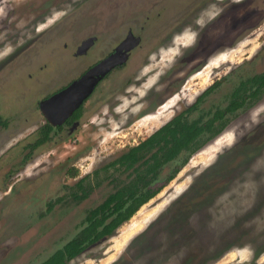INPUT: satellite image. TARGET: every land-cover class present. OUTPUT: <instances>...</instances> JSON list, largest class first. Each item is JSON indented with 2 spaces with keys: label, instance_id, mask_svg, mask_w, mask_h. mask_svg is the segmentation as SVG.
I'll list each match as a JSON object with an SVG mask.
<instances>
[{
  "label": "rangeland",
  "instance_id": "obj_1",
  "mask_svg": "<svg viewBox=\"0 0 264 264\" xmlns=\"http://www.w3.org/2000/svg\"><path fill=\"white\" fill-rule=\"evenodd\" d=\"M151 3L0 0V264H41L77 234L117 179L128 181L129 171L104 166L215 81L189 120L210 118L241 81L264 72V0H170L161 17L158 8L146 12ZM128 29L134 47L83 101L76 126L31 145L36 125L49 123L37 109V95L49 89L41 92L40 83L79 78ZM247 104L198 152L221 136L228 142L204 159L190 156L111 236L67 264H264V97ZM177 163L153 186L164 185ZM85 177L87 197L76 200L75 182Z\"/></svg>",
  "mask_w": 264,
  "mask_h": 264
},
{
  "label": "trees",
  "instance_id": "obj_2",
  "mask_svg": "<svg viewBox=\"0 0 264 264\" xmlns=\"http://www.w3.org/2000/svg\"><path fill=\"white\" fill-rule=\"evenodd\" d=\"M219 84L220 81H215L191 106L175 115L144 140L128 147L125 153L101 169V171H107L112 167L121 168L125 172L129 171L128 181L117 179L116 189L102 203L88 211L77 234L41 264H67L90 245L111 236L120 225L128 221L142 205L156 196L166 183L176 176L190 156L224 130L229 121V115L236 114L238 110L248 106L247 103L251 105L264 97V72H262L241 81L230 94L224 108L216 109L210 118L205 121L201 117L189 120V115L197 109L198 104ZM79 116L80 109L71 115V119ZM51 128L47 124L42 129L43 137L39 143L47 140V134ZM176 161L178 163L166 177L165 184L154 187L153 184L160 171ZM66 173L68 177L73 178L76 177L77 170L72 168ZM95 175H98V172H95ZM86 179V177L81 178L75 183L77 192L72 196L74 199L81 200L87 197L88 191L84 188ZM97 184L98 181L94 185Z\"/></svg>",
  "mask_w": 264,
  "mask_h": 264
},
{
  "label": "water",
  "instance_id": "obj_3",
  "mask_svg": "<svg viewBox=\"0 0 264 264\" xmlns=\"http://www.w3.org/2000/svg\"><path fill=\"white\" fill-rule=\"evenodd\" d=\"M91 42L92 39H88L82 43L83 46L79 49V52L83 53ZM135 42L136 39L129 35L113 53L90 67L82 76L71 82L60 92L42 101L40 112L44 119L53 126L62 124L92 94L96 85L112 69L126 60V52L134 47Z\"/></svg>",
  "mask_w": 264,
  "mask_h": 264
},
{
  "label": "flooded vegetation",
  "instance_id": "obj_4",
  "mask_svg": "<svg viewBox=\"0 0 264 264\" xmlns=\"http://www.w3.org/2000/svg\"><path fill=\"white\" fill-rule=\"evenodd\" d=\"M145 1H148V0H140V3H144ZM200 1V0H198ZM152 2L154 3L152 5V3L150 4V8L146 11L147 13L149 12L150 9H152L153 7L154 8H158L160 10V12L158 13V16L161 17L162 16V12H165L167 9V4H170V0H152ZM133 13H135V11H131L129 13V16L128 17H131L132 15H134ZM178 15H180V13L178 14L177 12L173 13L172 15V20L176 21V19L178 18ZM136 16V15H134ZM126 17V18H128ZM137 18L140 17V16H136ZM113 20H108V25L112 24V28L114 29V31H116V26H117V21L115 19V17L112 18ZM173 24V22L169 23L168 25L166 26H163V28H167L169 25ZM142 28V27H141ZM143 30V28H142ZM132 33V29H128V31L126 32V36H125V39ZM124 39V40H125ZM124 40H122L120 43H122ZM114 49V48H113ZM112 49V50H113ZM77 54V52H76ZM81 54H77L75 55L76 57H80ZM109 76V75H107ZM107 76L104 78V80L107 78ZM52 77V78H51ZM57 77V79H56ZM80 77V76H79ZM78 79V78H76ZM76 79H73L69 82H65L61 85H59L61 83L60 81V77L58 76H50L48 79H46L43 83H40V87H39V90L42 92L43 90L41 89H47L46 91H48L47 93L45 94H41V95H37V99H39L38 101L37 100H34L35 102L37 101V109L38 111L40 112V103L46 99H48L50 96L60 92L62 89H64L66 86H68L71 82H73L74 80ZM43 84V85H42ZM51 93V94H49ZM43 95V96H42ZM40 96V97H39ZM83 105V104H82ZM82 105L78 108L80 109V116L76 119H71V116L68 117L62 124L60 125H56V126H53L51 125L50 123H47L46 121H43L40 125H36V127L34 128L33 132L35 133L34 135H39V138H35L34 141L31 143V145H35L37 144L41 139H42V134H41V131L43 128H45L47 126V124H49L52 128L49 130L48 134H47V140H46V143L47 142H50V140L52 139L53 135H57L58 133L60 134V136L63 138L65 136H67L66 134L67 133H64L66 130L69 129V127H74L76 126V124L78 123V121L80 120L81 118V110H82ZM76 109V110H78ZM75 110V111H76ZM74 111V112H75ZM73 112V113H74ZM72 113V114H73ZM1 124H3V122L1 121L0 119V126H2ZM15 124V123H14ZM67 132V131H66ZM74 167H71L70 169H72ZM69 170V169H68ZM67 172V171H66ZM67 175V173H66ZM68 176V175H67ZM70 178V177H68ZM75 177H73L74 179ZM71 179V178H70ZM78 180H76L77 182ZM75 182V183H76ZM47 207H45V209H49L50 210V205L46 204Z\"/></svg>",
  "mask_w": 264,
  "mask_h": 264
},
{
  "label": "bare ground",
  "instance_id": "obj_5",
  "mask_svg": "<svg viewBox=\"0 0 264 264\" xmlns=\"http://www.w3.org/2000/svg\"><path fill=\"white\" fill-rule=\"evenodd\" d=\"M205 81V79L203 80ZM203 85L201 84V87ZM229 141V138L228 137H225V136H221L219 137L218 139H216L215 141H213L208 147L204 148L203 150H201L200 152L197 153L196 156L199 157V159H204L203 156L206 154V153H211V152H215L217 147H219L220 145L224 144L226 141ZM227 141V142H228ZM203 155V156H200ZM195 159V158H194Z\"/></svg>",
  "mask_w": 264,
  "mask_h": 264
}]
</instances>
